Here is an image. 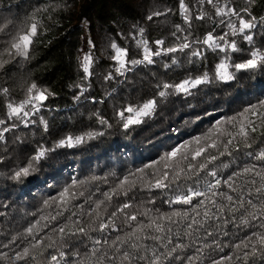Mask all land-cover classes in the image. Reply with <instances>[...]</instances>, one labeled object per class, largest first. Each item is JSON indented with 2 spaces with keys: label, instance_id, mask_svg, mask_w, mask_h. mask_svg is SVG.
<instances>
[{
  "label": "snow or ice",
  "instance_id": "obj_1",
  "mask_svg": "<svg viewBox=\"0 0 264 264\" xmlns=\"http://www.w3.org/2000/svg\"><path fill=\"white\" fill-rule=\"evenodd\" d=\"M205 5L212 13L205 11ZM69 7L68 0H47L33 7L26 23L21 24L0 15V70L28 61L37 38L47 31L45 21L53 22L54 14ZM177 7L180 23H174L165 37L150 42L143 26H132L128 36L141 50L138 58L126 59L129 49L119 46L114 37L99 38L102 54L115 62L103 76L105 81L114 78L113 68L115 74L124 76L137 65L157 64L162 54H171L170 64L163 65L169 70L179 64L178 52L195 65L192 70L184 69V76L176 81L157 80L154 95L142 101L133 103L128 98L114 104L113 119L125 134L152 116L169 96H188L200 85L227 83L234 81L237 73L264 70V0H242L239 5L236 0H194L191 6L186 0H178ZM172 11L167 7L153 10L144 19L153 22ZM205 21L214 27L200 35ZM257 29L260 41L256 39ZM116 35L124 38L122 32ZM168 37L173 43L165 47ZM241 42L247 43V50ZM97 43L89 37L88 50L77 49L76 64L82 75L71 85L78 89L74 100L86 94L85 84L90 86V77L96 75ZM22 87L23 98L19 100L12 98L8 87H0L4 109L0 116V162L12 161L6 174L10 181L25 183L57 155V148L83 144L105 135V129L112 127L109 118L97 109L89 113V119H94L99 128L65 133L49 147L44 140L49 125L41 116V142L29 141L24 133L35 123L31 117L41 112L54 93L34 79ZM84 98L95 100L90 94ZM149 167L154 171L146 179L145 169ZM110 175L116 176L114 184L100 198L89 195L84 206L73 203L78 196L86 195V185L92 181L108 184ZM137 189L141 194L148 193L147 198L137 199ZM153 190L164 198L158 201ZM157 203L168 210H161ZM37 212L38 218L23 229L25 246L11 257L0 252L6 264H27L38 257L47 264H204L205 250L223 251L224 247L233 251L219 260L210 259V264L233 258L235 264H264V98L214 120L205 131L171 146L144 168L122 176L110 172L104 177L73 179L44 199ZM66 212L70 214L60 223Z\"/></svg>",
  "mask_w": 264,
  "mask_h": 264
},
{
  "label": "trees",
  "instance_id": "obj_2",
  "mask_svg": "<svg viewBox=\"0 0 264 264\" xmlns=\"http://www.w3.org/2000/svg\"><path fill=\"white\" fill-rule=\"evenodd\" d=\"M45 2L47 0H0V9L6 8V11H0V15L7 16L15 24L26 23L25 18L33 7ZM186 2L191 6L194 0ZM68 3L70 7L67 10L54 14L53 22L45 21L47 31L37 38L28 61H18L6 71L0 70V87H8L12 98L19 100L23 98L22 86H26L28 81L34 79L54 93L44 102L41 112L31 117L35 123L24 133L29 141L41 142L43 132L39 124L41 116L49 125L48 134L44 137L49 147L53 140L65 133L79 134L88 129L99 128L94 119H89V113L97 109L109 118L112 127L105 129V135L83 144L57 148V155L43 164L34 174V178H29L25 183L8 180L6 174L12 167V161L7 164L0 162V173L5 174L0 175V213H3L0 215V245H8L6 248L0 247V252H4L8 257L25 246L23 229L38 218L37 210L41 208L43 200L55 195L73 179H83L92 175L104 177L110 172L122 176L137 168H144V165L156 160L171 146L205 131L214 120L225 115L231 116L248 103H256L257 99L264 98V70L237 73L234 81L227 83L214 81L198 86L199 90H193L191 95L169 96L157 106L152 116L146 117L141 125L133 126V130L125 134V130H122L113 119L114 104L119 105L128 98L133 103L142 101L154 95L157 80L176 81L184 76V69L192 70L195 65L187 63L188 58L178 52L176 55L179 64L169 70L163 65L170 64L171 54L166 56L162 54L157 58V64L137 65L124 76L115 74L113 68L111 71L114 78L105 81L103 76L109 71V65H114L115 62L109 60L106 54H102L103 45L99 38L105 35L114 37L119 46L129 49L126 59L138 58L141 50L138 49L135 40L128 36L133 30L132 26L137 23L143 26L145 38L150 42L167 36L172 30V25L180 23L178 0H68ZM240 3L242 0H236L237 5ZM165 7L174 11L166 13L165 17L154 18L153 22L144 19L150 11L157 9L163 11ZM205 11L212 13L213 10L205 5ZM260 11L258 9L257 13ZM211 27L214 25L205 21L199 29V34L211 30ZM118 32H122L124 38L117 36ZM89 37L98 41L95 50L97 62L94 66L96 75L90 77V86L86 83L85 87L86 94H90L95 100L85 99L86 94L74 100L78 89L71 85L82 75V70L78 71L76 64L77 49L87 51ZM256 39L257 41L261 39L259 29L256 32ZM171 43L173 38L168 37V42L164 46L167 47ZM241 46L245 50L248 48L246 42H241ZM208 60L210 63L213 62L211 55ZM3 112L0 102V116ZM153 171V167L145 169V178L152 177ZM115 179L116 176L110 175L108 184L92 181L84 188L86 195L78 196L73 203L84 206L88 203L87 196L100 198L102 192L114 184ZM192 186L195 187V184ZM153 191H157L158 201L164 198L158 190ZM135 195L137 199H141L147 198L148 193L141 194L137 189ZM4 204L7 205L6 208ZM156 206L161 210H168L166 205L157 203ZM72 211L78 209L72 208ZM69 214L66 212L59 222L63 223ZM16 234L20 235L14 242L9 243ZM220 239L224 240V237ZM232 251L228 247H224L223 251L205 250L204 264H210V259L219 260L221 256L227 257ZM0 264H6V261L0 259ZM27 264L47 262L38 257L36 262L29 260ZM219 264H235V260L234 258L231 261L223 260L219 261Z\"/></svg>",
  "mask_w": 264,
  "mask_h": 264
}]
</instances>
